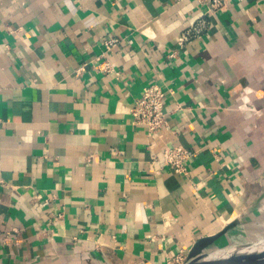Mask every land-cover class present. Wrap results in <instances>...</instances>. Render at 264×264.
<instances>
[{
	"label": "crops",
	"instance_id": "1",
	"mask_svg": "<svg viewBox=\"0 0 264 264\" xmlns=\"http://www.w3.org/2000/svg\"><path fill=\"white\" fill-rule=\"evenodd\" d=\"M152 84L158 134L131 113ZM0 121V264H184L232 223L212 249L264 240V0H0Z\"/></svg>",
	"mask_w": 264,
	"mask_h": 264
},
{
	"label": "built area",
	"instance_id": "2",
	"mask_svg": "<svg viewBox=\"0 0 264 264\" xmlns=\"http://www.w3.org/2000/svg\"><path fill=\"white\" fill-rule=\"evenodd\" d=\"M199 5L209 8L212 12L222 10L229 0H196ZM202 27L204 22L201 23ZM198 27L189 29L186 34L180 38V42L187 41L193 32H198ZM200 30V28H198ZM118 44V39H112L105 42V50L97 58L96 69L102 73L113 72V64L109 60L108 52ZM165 92L161 86L152 84L147 87L143 95L138 98L131 109L135 123L145 127L150 134H158L166 125V114L164 111ZM1 126V121H0ZM194 157V152L181 145L166 147L163 151L165 166L171 169L177 175L189 177V161ZM184 259L178 258L177 264Z\"/></svg>",
	"mask_w": 264,
	"mask_h": 264
},
{
	"label": "water",
	"instance_id": "3",
	"mask_svg": "<svg viewBox=\"0 0 264 264\" xmlns=\"http://www.w3.org/2000/svg\"><path fill=\"white\" fill-rule=\"evenodd\" d=\"M234 225L235 223H232L219 233L197 241L184 264H264V240L212 249Z\"/></svg>",
	"mask_w": 264,
	"mask_h": 264
}]
</instances>
